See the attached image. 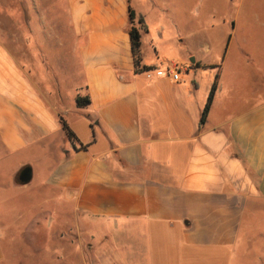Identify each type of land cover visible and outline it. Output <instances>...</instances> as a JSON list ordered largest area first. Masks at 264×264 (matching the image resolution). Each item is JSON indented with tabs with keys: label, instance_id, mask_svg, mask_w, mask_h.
Returning <instances> with one entry per match:
<instances>
[{
	"label": "crops",
	"instance_id": "obj_1",
	"mask_svg": "<svg viewBox=\"0 0 264 264\" xmlns=\"http://www.w3.org/2000/svg\"><path fill=\"white\" fill-rule=\"evenodd\" d=\"M44 1L54 9L60 0H8L7 13L0 0V17L27 35L16 40L0 19V171L22 157L37 164L42 187L88 220L159 227L188 247L233 248L246 203L264 202V79L241 94L223 89L218 76L200 126L213 68L223 64L190 63L209 68L202 88L172 81L164 62L156 68L142 60L152 70L136 74L129 9L147 22L130 0H65L66 37ZM77 96L90 104L78 108ZM80 121L92 132L86 140L73 128ZM62 122L78 141L73 146ZM174 150L183 162L177 183L170 163L153 161Z\"/></svg>",
	"mask_w": 264,
	"mask_h": 264
},
{
	"label": "rangeland",
	"instance_id": "obj_2",
	"mask_svg": "<svg viewBox=\"0 0 264 264\" xmlns=\"http://www.w3.org/2000/svg\"><path fill=\"white\" fill-rule=\"evenodd\" d=\"M1 1L7 13L8 0ZM53 4L43 2L57 12V24L61 21L66 37L71 27L66 1L60 0L54 9ZM130 6L145 15L148 25L142 37L145 65L176 64L182 69L180 84L193 88L196 82L202 88L209 68L192 70L191 60L223 64L222 71L213 68L226 81L223 89L241 94L257 90L258 81L264 79V0H130ZM22 16L15 20L23 22ZM0 19L1 28L14 32L16 40L27 38L6 18ZM79 74L81 81V70ZM73 128L80 140L92 136L86 123L75 122ZM67 143L72 145L66 137ZM177 152H157L152 159L157 165L170 163L176 183L183 168ZM27 164L34 168L33 180L17 186L14 173ZM42 180L37 164L22 157L5 163L0 171V264H264L262 201L246 203L233 248L205 249L185 246L177 232L159 227L88 220L57 201L55 191L41 186Z\"/></svg>",
	"mask_w": 264,
	"mask_h": 264
},
{
	"label": "trees",
	"instance_id": "obj_3",
	"mask_svg": "<svg viewBox=\"0 0 264 264\" xmlns=\"http://www.w3.org/2000/svg\"><path fill=\"white\" fill-rule=\"evenodd\" d=\"M128 17L130 21V27L128 29V35H129V41H130V52L132 55L133 65H134V72L136 74L144 73L147 71L152 70L150 67H146L141 64L142 62V56H141V34L147 33L148 28L144 21V17L142 15H139L136 17L135 13L129 9L128 11ZM136 22V24H135ZM217 80L218 75L214 77L213 83L210 87L206 103L204 105V108L202 110L199 125L201 126L204 124L206 117L208 115V112L210 110V107L212 105L214 94L217 89ZM75 104L78 108L86 107L90 104V99L88 96L80 97L77 96L75 99ZM62 129L67 137V139L71 142L72 145H74L77 141L74 133L69 129V127L66 125L65 122H62ZM84 149L85 147H80Z\"/></svg>",
	"mask_w": 264,
	"mask_h": 264
},
{
	"label": "water",
	"instance_id": "obj_4",
	"mask_svg": "<svg viewBox=\"0 0 264 264\" xmlns=\"http://www.w3.org/2000/svg\"><path fill=\"white\" fill-rule=\"evenodd\" d=\"M193 62V60H191ZM14 181L17 185L25 186L32 181V169L29 165L21 167L14 176Z\"/></svg>",
	"mask_w": 264,
	"mask_h": 264
},
{
	"label": "built area",
	"instance_id": "obj_5",
	"mask_svg": "<svg viewBox=\"0 0 264 264\" xmlns=\"http://www.w3.org/2000/svg\"><path fill=\"white\" fill-rule=\"evenodd\" d=\"M182 69L176 65H167V68L165 70V74L174 82L178 81V74L180 73ZM157 75H160V72H156Z\"/></svg>",
	"mask_w": 264,
	"mask_h": 264
}]
</instances>
